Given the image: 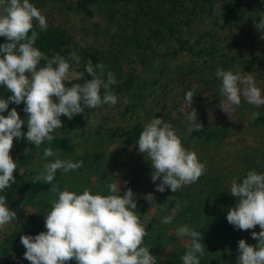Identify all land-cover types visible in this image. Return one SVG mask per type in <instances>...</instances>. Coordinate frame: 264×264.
Returning <instances> with one entry per match:
<instances>
[{
    "label": "rangeland",
    "instance_id": "374dc122",
    "mask_svg": "<svg viewBox=\"0 0 264 264\" xmlns=\"http://www.w3.org/2000/svg\"><path fill=\"white\" fill-rule=\"evenodd\" d=\"M66 1L73 3L76 0ZM156 1L146 0L148 4ZM165 1L164 7L169 10L168 19L175 23L184 39L195 44L196 53L170 58L166 55V48L172 41L168 39L161 43L155 41L153 48L146 49L145 58L149 60L147 68L133 73V78L125 86L126 90L119 91L111 86L117 103L114 106L102 104L98 108H88L86 126L67 133L75 143V150L67 155L59 154L56 159L82 161L83 164L78 170L68 173L58 170L61 173L58 186L61 191H74L77 194L88 189L93 194L108 195L107 184H119L121 181V191L131 188L136 199H145L148 193H152L156 200L162 198L160 214L167 211L172 215L174 208L170 207V201L172 198L180 199L185 218L179 220L177 211L174 214L176 223L171 224V228L169 224L156 221L154 229L158 230L159 226L170 228L171 236L177 238L184 249H188L191 239L178 237L176 230L185 225L193 227L201 232V243L205 246L204 255L199 256V260L211 264H237L238 242L244 239L249 245L257 244L258 240L253 239L252 232L261 229L256 226L255 229L243 231L228 223V210L235 207L237 201L228 189L233 179L242 180L249 171L264 174V126L258 125L256 118H252L253 113L264 115V106L250 105L242 96L241 104L233 106L230 115L222 111L219 107L223 99L220 97L222 81L216 76V71L222 68L241 76H252L264 96V40L260 39L264 36V30L258 31L256 22L249 20L247 15L241 19L239 26L229 27L238 20L233 12L238 0H214L212 17L200 12L192 1ZM133 8L131 6L129 9L132 11ZM39 10L47 24L61 26L67 37L77 44L73 51L76 56L84 48L97 49L104 54L115 49L106 28L118 26L124 7H118L110 21L109 15L103 17L100 11L94 17H84L57 0L50 1ZM124 24L128 25L129 30L133 29L132 20ZM150 26L164 29V25L157 22ZM78 67L71 66L70 70L82 73ZM189 90L196 94L191 105L185 98ZM132 102H138V105L128 110L127 106ZM191 108L196 110L198 122L203 127H224L225 135L209 143L187 140L186 144V141H182L184 147L196 152L199 161L205 165L204 174L196 183L182 186L176 193L170 189L163 193L155 191L160 181L152 182V168L144 154L139 153L138 144L113 137V133L135 124L144 127L152 119L161 118L171 124L178 135H184L189 125L186 116ZM16 109L26 120L19 105ZM22 130L27 132L26 123ZM130 179L135 180L128 187L127 181ZM51 195L58 199V193L52 192ZM154 216L158 218L152 208L143 217L142 224L147 226ZM13 226V223H9L0 231H11ZM169 247L161 255L162 261L155 258L156 263L168 262ZM23 256H15L14 264H30Z\"/></svg>",
    "mask_w": 264,
    "mask_h": 264
},
{
    "label": "clouds",
    "instance_id": "9594fccd",
    "mask_svg": "<svg viewBox=\"0 0 264 264\" xmlns=\"http://www.w3.org/2000/svg\"><path fill=\"white\" fill-rule=\"evenodd\" d=\"M34 22L41 30L47 27L45 16L30 0L3 3L0 37H5L7 42L0 45V85L6 86L12 95L0 99V192L15 181L17 162L10 155L14 139H27L39 148L45 140L52 141L55 130L62 128L61 116L72 119L84 114L85 107L117 103V96L111 90L117 83L115 75L105 74L102 63L93 66L89 60L85 70L92 78L82 85L76 83L67 87L66 81L80 79L83 73L70 70L63 56L57 54L49 59L34 46L38 35L33 30ZM256 28L264 30V16L256 23ZM260 39L264 40V36ZM71 57L77 65L80 63L74 52ZM41 60H46L47 64L38 68ZM216 76L222 81L220 97L223 99L219 105L222 111L230 115L233 106L241 104L242 96L250 105L264 106V96L252 76H241L222 68L217 69ZM194 95L191 90L186 93L190 105ZM11 103L25 104L26 120L16 108L8 111ZM6 111L8 114L4 115ZM258 116L259 113H253L252 118ZM186 120L189 121L188 134L203 130L195 109L191 108ZM25 123L26 133L22 130ZM137 144L139 153L144 154L152 168V182L160 181L155 191L163 193L170 189L176 193L182 186L196 183L205 172V165L196 152L187 150L172 125L161 118H154L144 126ZM54 155L52 148L44 149L45 158ZM82 164V161L56 159L43 165L33 182L42 180L44 184H51L49 191L58 193V199L52 201L51 211L46 215L47 231L34 237H20L26 249L23 258L30 264H67L73 259L77 264H156L149 248L142 246L147 233L136 213L138 205L131 188L122 192L120 181L107 184L108 195L93 194L88 189L77 194L61 191L52 183L57 170L68 173L78 170ZM228 190L237 198L236 206L228 210V223L243 231L256 226L261 229L252 232L253 239L258 240L256 245H249L244 239L238 242L237 264H264V174L249 171L242 180L233 179ZM121 192L122 195L118 194ZM144 198L152 207L157 205L152 193ZM180 207L177 201L173 214L163 217L161 223H171ZM16 218L17 213L10 211L5 198L0 196V228ZM176 235L191 239L188 250L181 257L183 264H200L199 256H203L205 250L201 232L185 225L176 230Z\"/></svg>",
    "mask_w": 264,
    "mask_h": 264
},
{
    "label": "trees",
    "instance_id": "16d2710c",
    "mask_svg": "<svg viewBox=\"0 0 264 264\" xmlns=\"http://www.w3.org/2000/svg\"><path fill=\"white\" fill-rule=\"evenodd\" d=\"M50 1L52 0H30L38 9H40V7H46ZM57 1L65 3L67 7L80 13L84 17H94L97 15V12L100 11L103 17L109 15V21L114 16L118 7H124V11L118 21V26H109L106 28V31L111 35V44H113L115 49L109 51L108 54H104L97 49H81L77 52V56L80 58V63L78 65L70 54L77 48V44L67 37L61 26L50 23L47 24L45 30H41L39 25L34 22L33 30L38 33L37 41L34 46L39 48L49 59L57 54L63 56L66 61L69 62L70 66H79V70L83 73L82 78L65 82L67 87H71L76 83L82 85L92 78L85 70L88 61L91 60L93 66L102 63L104 65L105 74H107V72L114 73L117 83L113 86L117 88V90H126L125 86L133 78V73L147 68L149 60L145 58L144 52L150 47L153 48L155 41L158 43L166 39L172 41L168 49L166 48V55L170 56V58L196 53L195 44H191L187 38L184 39L180 30L176 28L175 23L168 19L169 10L164 7L165 0H158L152 4H148L146 0H76L73 3L67 2L66 0ZM172 1L174 2V0H169V2ZM189 1L197 5L200 12L206 13L208 17L213 16L214 0ZM4 2H6V0H0L1 11ZM131 6H134L132 11L130 10ZM234 7L235 9L233 12L236 13L238 20L229 25L231 28L235 25L239 26L241 19L246 15L249 17V20L256 23L259 22L261 16H264V0H238ZM131 13L132 16H130ZM129 20H132V30H129L128 25L124 24ZM154 22L160 25L163 24L164 29L161 30L159 27H151L150 24ZM29 35H31V33H29ZM142 35L144 37H141ZM5 42H7L6 38L0 37V45ZM46 64V60H41L38 68L44 67ZM148 84L149 83L143 86V91L146 90ZM11 95L12 93L8 92L5 86L0 85V99H7ZM137 105L138 102H132L127 106V109L132 110ZM14 106L17 108L18 105L14 103L9 104V108ZM24 108L25 104L21 103L19 109H21L23 114L27 117ZM88 112V108L85 107L84 114L77 115L72 119H69L67 116H61L63 122L62 128L55 130L53 133L54 139L52 141L49 142L45 140L39 148L29 143L27 139H14V145L10 155L17 162V171L14 173L15 181L11 183L9 188L0 192V196L5 198L9 210L17 213V218L11 222L14 225L11 231H0V264H14L15 256L25 253L26 249L20 242V237L22 235H31L34 237L41 232L47 231L45 228L46 215L51 211L52 201L56 199L51 195L52 191H49L52 187L51 184H44L42 180L40 182L33 181L40 175L45 163L53 162L59 154L67 155L75 150V143L67 133L85 127ZM3 114L7 115L8 113L5 112ZM256 123L264 126V115L258 116L256 118ZM143 128L144 127L140 124L122 127L115 130L113 137L137 143L139 134L142 132ZM225 132L226 129L224 127L210 126L203 127V130L200 132L194 131L191 134L186 132L184 135L179 136L183 142L186 141V144L187 140H200L202 143H209L215 139L221 138L222 135H225ZM24 143H27L26 147H23ZM49 147L52 148L55 155L45 158L44 149ZM60 175V171L57 170L55 179L52 182L53 184L58 185L61 178ZM134 180L135 179H130L127 181L128 187L134 184ZM122 192L118 194L122 195ZM161 200L162 198L160 200L155 199L157 205L152 207L146 199H136L138 205L136 213L140 218L141 224L145 214L152 208L156 216H158L157 219L154 216L147 226L142 224L147 233L142 246L148 247L154 258L158 257V261H162L160 257L165 248L170 245L169 259L166 264H183L181 257L188 249H184L178 239L171 236L169 233L171 231L170 228L173 226L171 224L176 223V220L173 218L172 222L169 223L168 226H170V231L169 229H163L161 226L158 227V230H155L153 227L156 221L161 222L163 217L171 215L167 211H162L160 214ZM179 200L172 198L170 207L175 208ZM185 215L186 213H184L183 209L180 207L177 215L179 217L178 219H184ZM157 224L161 225L160 223ZM203 228L204 227H202V229ZM191 229L194 230L193 227H191ZM251 245L256 244L252 243ZM199 261L200 264H211L205 260ZM67 264H77V262L73 259L67 262Z\"/></svg>",
    "mask_w": 264,
    "mask_h": 264
}]
</instances>
